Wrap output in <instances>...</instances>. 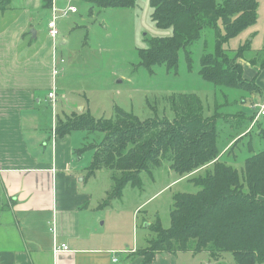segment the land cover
I'll return each mask as SVG.
<instances>
[{
	"label": "trees",
	"instance_id": "16d2710c",
	"mask_svg": "<svg viewBox=\"0 0 264 264\" xmlns=\"http://www.w3.org/2000/svg\"><path fill=\"white\" fill-rule=\"evenodd\" d=\"M91 1L100 8H130L138 2ZM150 3L153 20L159 27L172 28L173 33L155 38L149 47L139 50L142 65L152 70L162 64L168 71L176 72L181 51L189 55L190 46L203 30L212 28L216 31L214 50L202 55L200 75L214 85L243 90L248 79L241 61L245 60V53L252 51L250 41L231 49L235 52L225 48V44L257 21L258 0ZM44 4L50 7L52 0H44ZM260 67H264V60ZM252 80L256 82L255 77ZM170 99L172 118L140 119L116 107L112 118H97L89 111L75 112L73 118L59 122L57 132L104 134L99 142L86 144L77 152H92L87 177L95 176L103 168L111 171L113 184L101 204L103 207L121 198L129 184L142 188V173L153 175L154 169L166 161L181 177H190L202 169L203 174L191 178L200 187L198 191L174 194L170 227H163L160 219L149 226L157 237L149 239L147 247L138 251L144 256L143 264H152L160 253L179 251H208L217 260L223 252H230L239 264H264V148L250 151L244 160L243 174L239 173L222 160L217 118L205 114L203 100L186 93Z\"/></svg>",
	"mask_w": 264,
	"mask_h": 264
},
{
	"label": "rangeland",
	"instance_id": "374dc122",
	"mask_svg": "<svg viewBox=\"0 0 264 264\" xmlns=\"http://www.w3.org/2000/svg\"><path fill=\"white\" fill-rule=\"evenodd\" d=\"M258 1L257 21L231 38L225 48L232 51L250 41L253 51L245 53L241 62L260 67L264 60V0ZM69 5L78 12L61 17L58 22L60 41L67 42L61 46L62 56L70 66L65 86L59 81L58 87L67 92V100L74 109L82 108L105 118L115 116L116 107L140 119L172 118L171 96L196 94L203 100L205 114L217 118L222 160L243 174L244 160L250 151L264 148V114L260 111L264 95L257 81L252 80L254 77L246 78L248 82L243 84V90L217 86L202 78L201 57L214 50V29L203 30L202 36L190 46L189 55L181 51L176 72L168 71L162 64L149 70L141 64L139 50L149 47L155 38L173 33L172 28L159 27L153 20L150 0H138L130 8H100L91 0H72ZM48 20V11L43 9L38 22L44 27ZM58 113L63 115L62 111ZM91 138L98 142L102 135ZM169 166L170 162L166 161L154 169L153 175L143 172L142 188L127 185L124 197L115 200L118 211L101 210L106 234L119 233L121 242L129 245L127 248H142L149 239L157 237L150 225L160 219L163 227H170L174 194L198 191L200 187L191 178L203 172L186 178L169 171ZM177 178L181 180L168 186ZM112 184L111 171L103 168L88 187L99 197ZM159 257L162 264H239L230 252H223L219 260L208 251L166 252Z\"/></svg>",
	"mask_w": 264,
	"mask_h": 264
},
{
	"label": "crops",
	"instance_id": "0c3cea01",
	"mask_svg": "<svg viewBox=\"0 0 264 264\" xmlns=\"http://www.w3.org/2000/svg\"><path fill=\"white\" fill-rule=\"evenodd\" d=\"M66 1L54 0L60 8L72 0ZM44 5L0 0V264H143L138 251L148 241L127 248L119 233L102 228L101 210L116 211L115 200L124 192L101 206L112 185L96 197L88 185L101 170L87 177L92 152L77 154L97 143L93 135L104 134L57 132L59 122L88 111L74 109L58 87L59 81L65 86L70 69L61 51L67 42L60 41L61 32L53 39L48 23L38 22L43 9L51 19V6ZM243 65L245 78L255 77L264 95V67ZM52 91L55 98L49 97ZM61 244L70 250L56 252ZM152 264H162L159 254Z\"/></svg>",
	"mask_w": 264,
	"mask_h": 264
},
{
	"label": "built area",
	"instance_id": "2783aa9c",
	"mask_svg": "<svg viewBox=\"0 0 264 264\" xmlns=\"http://www.w3.org/2000/svg\"><path fill=\"white\" fill-rule=\"evenodd\" d=\"M70 12H77V8L74 6H70L69 3L66 7L60 8L54 0L52 1L51 4V19L48 22V27H49V35L53 38L56 39L59 36V28L57 25V20L61 17L67 16ZM64 61L63 59H61ZM55 74L59 73L58 69H54ZM50 98H55V91H52L49 93ZM260 111L264 114V105L261 107ZM69 246L68 244H61L56 246V252H61V251H69ZM116 260V259H115Z\"/></svg>",
	"mask_w": 264,
	"mask_h": 264
}]
</instances>
